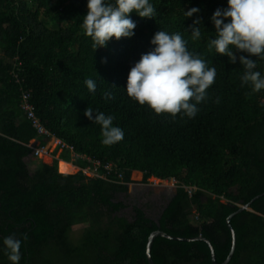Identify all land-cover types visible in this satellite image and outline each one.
<instances>
[{
    "label": "trees",
    "instance_id": "16d2710c",
    "mask_svg": "<svg viewBox=\"0 0 264 264\" xmlns=\"http://www.w3.org/2000/svg\"><path fill=\"white\" fill-rule=\"evenodd\" d=\"M150 3L152 19L131 14L133 38H113L96 50L81 27L87 0H0V264H10L3 245L8 236L22 241L20 264H148L147 240L158 230L207 239L221 264L231 250L226 219L249 203L230 221L236 245L228 264H264V196L252 202L264 193V90L242 86L243 67L208 46L216 35L210 18L227 0ZM193 7L199 13L189 17ZM197 19L201 37L193 39ZM159 30L180 33L188 50L216 69L192 119L156 115L124 90L131 67L152 50ZM15 64L23 70L36 117L68 147H56L59 160L33 174L24 160L49 137L39 136L20 109L19 86L11 78ZM255 70L264 76V60L257 59ZM87 79L95 81V92L87 89ZM86 108L112 115L123 140L103 145L100 126L83 115ZM70 153L99 162L106 178L84 175L90 163L70 164ZM133 172L143 174L144 184L177 182L157 221L137 207L132 221L115 216L125 208L116 198L127 192ZM80 224L88 226L74 244L70 233ZM151 257L154 264H212L209 248L198 241L156 238Z\"/></svg>",
    "mask_w": 264,
    "mask_h": 264
},
{
    "label": "clouds",
    "instance_id": "9594fccd",
    "mask_svg": "<svg viewBox=\"0 0 264 264\" xmlns=\"http://www.w3.org/2000/svg\"><path fill=\"white\" fill-rule=\"evenodd\" d=\"M155 11L150 0H87V14L81 27L97 50L113 38L119 41L134 37L136 24L131 14L152 19ZM186 13L192 17L199 9L193 7ZM210 22L216 35L209 41V49L243 67L242 86L250 84L254 92L264 90V76L255 70L257 59L264 60V0H227V6L217 8ZM200 24L199 19L193 21V39L201 37ZM150 44L152 50L143 54L128 73L124 88L127 96L141 106L147 105L156 115L194 118L199 111L197 105L207 98V90L215 82V67L209 68L190 52L180 33L170 35L159 30ZM85 84L90 92H95L94 80L87 79ZM104 98L110 99L111 93L105 92ZM83 115L100 126L103 145L112 146L123 140L124 132L113 125L112 115L94 113L89 108ZM3 245L10 264H20L22 241L8 236Z\"/></svg>",
    "mask_w": 264,
    "mask_h": 264
},
{
    "label": "rangeland",
    "instance_id": "374dc122",
    "mask_svg": "<svg viewBox=\"0 0 264 264\" xmlns=\"http://www.w3.org/2000/svg\"><path fill=\"white\" fill-rule=\"evenodd\" d=\"M52 27V25H49ZM65 26V25H62ZM57 25L53 26V29H57ZM2 58V54H0V59ZM35 141L30 142L33 144ZM34 145H37L35 143ZM33 147V146H31ZM46 151L43 153L39 158L32 156V159L28 160V165L27 167L30 168V172L33 174L37 168L41 164L45 165H52L54 161L58 159V157L53 156V152L55 151L54 147V142L53 140H50L48 144L45 147ZM47 153V154H46ZM69 160L70 164L74 163L73 161L75 160L73 153H70L69 155ZM37 160H35V159ZM84 160H88L90 158H86L83 156ZM34 163V167L33 166ZM37 165V166H36ZM79 171V168H76L74 172ZM83 174L88 177H90L91 174H93V169L92 167L85 168L82 170ZM138 173L139 175L135 177V174ZM131 183L128 185V190L125 194H121L117 196L116 201L121 202L125 208L121 210L119 213H117L115 216L124 218L128 221H132L133 218V208L137 207L140 208L144 211L146 216L150 218L153 221H157L161 212L163 209L166 207L168 202L173 196L172 190L176 188L177 182L173 179L163 181V182H158L155 181L154 179H149L146 184L143 183V174L139 172H133L131 177H130ZM156 189H161V190H156ZM225 202V201H222ZM191 219L194 222L196 220V213L195 210H193V215L191 216ZM107 219L104 218L103 220V226L106 224ZM88 224H80L76 225L72 228V231L70 233V240L72 243L77 244L79 239L81 238L84 230L87 228Z\"/></svg>",
    "mask_w": 264,
    "mask_h": 264
},
{
    "label": "built area",
    "instance_id": "2783aa9c",
    "mask_svg": "<svg viewBox=\"0 0 264 264\" xmlns=\"http://www.w3.org/2000/svg\"><path fill=\"white\" fill-rule=\"evenodd\" d=\"M22 71L23 70L21 68V65L20 64H15L14 65V69L11 71V78H12V81L16 85L19 86V91H20V109L22 110L24 116L26 117L27 120H29L31 122L32 127L36 130V132H37V134L39 136L49 137V141L53 140L55 148L56 147H61L63 149L68 148L60 140L55 139L53 136H51L50 133L43 127V125L40 122V120L36 117L35 112H34V107H33L32 103H31V94L26 90V88H25V78H23V76L21 75ZM48 142H47V144H48ZM45 147H37V148H35L34 149V153H33L34 157L39 158L43 153L47 152ZM70 151H72L71 148H70ZM73 155H74L75 159H82L83 158V156H79V155H76V154H73ZM88 162L91 165L89 167H92V169H93V172H92L93 174L90 175L91 178H102V179L106 178L104 175L101 176L99 174V172H98L99 168H100L99 162H94L91 159H89ZM104 169L107 172V175H109L110 172H111V166H107ZM188 193L189 194L191 193V189H188Z\"/></svg>",
    "mask_w": 264,
    "mask_h": 264
},
{
    "label": "water",
    "instance_id": "95a60500",
    "mask_svg": "<svg viewBox=\"0 0 264 264\" xmlns=\"http://www.w3.org/2000/svg\"><path fill=\"white\" fill-rule=\"evenodd\" d=\"M35 142L33 144H31V146H34ZM264 196V193L260 196H257L256 198H254L252 200V202H254L255 200H257L258 198ZM249 206H250V203L247 204V205H244V206H240L239 207V210L234 213V214H231L227 219H226V226L228 228V230L230 231V234H231V250H230V253L227 257V259L221 263V264H228L233 256V253H234V250H235V245H236V236H235V232L230 224V221L231 219L238 213H241L242 211L244 210H248L249 209ZM156 238H163V239H166V240H169V241H175V242H185V243H190V242H203L204 244L207 245V247L209 248L210 250V255H211V262L212 264H217L216 263V260H215V254H214V250H213V247L211 245V243L199 236V237H196V238H181V237H174V236H170L162 231H154L153 233L150 234V236L148 237V240H147V244H146V260H147V263L148 264H154L153 260H152V257H151V248H152V245H153V242Z\"/></svg>",
    "mask_w": 264,
    "mask_h": 264
},
{
    "label": "crops",
    "instance_id": "0c3cea01",
    "mask_svg": "<svg viewBox=\"0 0 264 264\" xmlns=\"http://www.w3.org/2000/svg\"><path fill=\"white\" fill-rule=\"evenodd\" d=\"M29 159L31 160V159H32V156H29V157H27V158L24 160L25 163H26V165H28V160H29ZM34 159H35V158H34ZM35 160H37V159H35ZM57 160H59V158H58ZM34 163H35V162H33V166H32V167H34ZM36 166H37V165H36ZM34 168H36V167H34ZM37 169H38V168H37ZM28 170H29V173L32 174V173L30 172V171H31L30 168H28Z\"/></svg>",
    "mask_w": 264,
    "mask_h": 264
},
{
    "label": "bare ground",
    "instance_id": "6f19581e",
    "mask_svg": "<svg viewBox=\"0 0 264 264\" xmlns=\"http://www.w3.org/2000/svg\"><path fill=\"white\" fill-rule=\"evenodd\" d=\"M138 175H139V174H138V173H136V174H135V177H137Z\"/></svg>",
    "mask_w": 264,
    "mask_h": 264
}]
</instances>
